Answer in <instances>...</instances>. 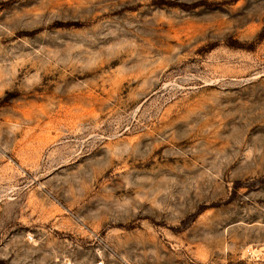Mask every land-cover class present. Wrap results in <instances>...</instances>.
Here are the masks:
<instances>
[{
	"label": "rangeland",
	"instance_id": "374dc122",
	"mask_svg": "<svg viewBox=\"0 0 264 264\" xmlns=\"http://www.w3.org/2000/svg\"><path fill=\"white\" fill-rule=\"evenodd\" d=\"M0 264H264V0H0Z\"/></svg>",
	"mask_w": 264,
	"mask_h": 264
}]
</instances>
